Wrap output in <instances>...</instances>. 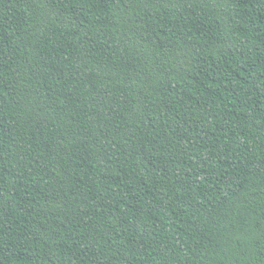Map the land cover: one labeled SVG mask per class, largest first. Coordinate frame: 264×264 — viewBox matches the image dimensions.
Returning <instances> with one entry per match:
<instances>
[{"label": "trees", "instance_id": "obj_1", "mask_svg": "<svg viewBox=\"0 0 264 264\" xmlns=\"http://www.w3.org/2000/svg\"><path fill=\"white\" fill-rule=\"evenodd\" d=\"M0 264H264V0H0Z\"/></svg>", "mask_w": 264, "mask_h": 264}]
</instances>
